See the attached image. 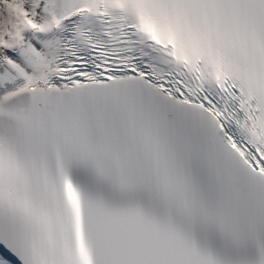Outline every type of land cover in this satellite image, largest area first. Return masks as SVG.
I'll return each instance as SVG.
<instances>
[{"label": "snow or ice", "instance_id": "1", "mask_svg": "<svg viewBox=\"0 0 264 264\" xmlns=\"http://www.w3.org/2000/svg\"><path fill=\"white\" fill-rule=\"evenodd\" d=\"M0 264H264V0H0Z\"/></svg>", "mask_w": 264, "mask_h": 264}]
</instances>
